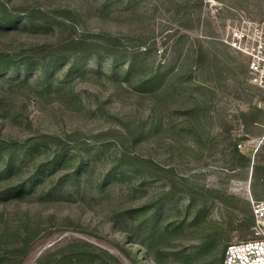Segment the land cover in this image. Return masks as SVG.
Masks as SVG:
<instances>
[{"label": "rangeland", "instance_id": "obj_1", "mask_svg": "<svg viewBox=\"0 0 264 264\" xmlns=\"http://www.w3.org/2000/svg\"><path fill=\"white\" fill-rule=\"evenodd\" d=\"M243 21L264 0H0V264H222L251 238Z\"/></svg>", "mask_w": 264, "mask_h": 264}, {"label": "built area", "instance_id": "obj_2", "mask_svg": "<svg viewBox=\"0 0 264 264\" xmlns=\"http://www.w3.org/2000/svg\"><path fill=\"white\" fill-rule=\"evenodd\" d=\"M225 43L248 58L249 82L264 91V22L243 21L229 25ZM264 146V134L256 140L240 142L238 148L248 151L251 168L256 154ZM251 238L226 246L222 264H264V200H252Z\"/></svg>", "mask_w": 264, "mask_h": 264}, {"label": "trees", "instance_id": "obj_3", "mask_svg": "<svg viewBox=\"0 0 264 264\" xmlns=\"http://www.w3.org/2000/svg\"><path fill=\"white\" fill-rule=\"evenodd\" d=\"M224 252H225V251H224ZM110 257H111V259H112L113 261H115L116 263L121 264L120 261H119L116 257H113V256H111V255H110ZM223 257H224V254H223ZM222 262H223V259H222Z\"/></svg>", "mask_w": 264, "mask_h": 264}]
</instances>
